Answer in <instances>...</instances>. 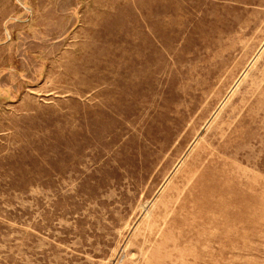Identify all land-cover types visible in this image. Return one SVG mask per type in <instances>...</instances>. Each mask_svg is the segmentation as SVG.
<instances>
[{"label":"rangeland","instance_id":"obj_1","mask_svg":"<svg viewBox=\"0 0 264 264\" xmlns=\"http://www.w3.org/2000/svg\"><path fill=\"white\" fill-rule=\"evenodd\" d=\"M0 264H264V0H0Z\"/></svg>","mask_w":264,"mask_h":264}]
</instances>
